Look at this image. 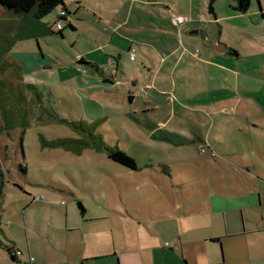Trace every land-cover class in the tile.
I'll use <instances>...</instances> for the list:
<instances>
[{
    "label": "rangeland",
    "instance_id": "374dc122",
    "mask_svg": "<svg viewBox=\"0 0 264 264\" xmlns=\"http://www.w3.org/2000/svg\"><path fill=\"white\" fill-rule=\"evenodd\" d=\"M209 1L131 0L129 3L127 0L124 4V0H119L114 8L119 16L134 4L133 26L142 28L141 34L150 43L154 29L148 28L150 32H147L145 27L161 26L159 13L170 11V17L184 20L181 24L189 32L204 31L210 42L216 40L235 49L236 58H227L228 70L221 71L205 63H209L205 53L213 52L202 36L183 33L185 44L195 39L197 46L187 49L182 46L187 65L171 76H159L162 82L156 88L165 94L157 95L162 97L161 101H169L168 104L159 101L161 109L154 114L129 113L127 108L115 112L114 108L104 115L106 119L99 128L104 142L134 158L136 171L113 162L104 151L85 148L76 154L43 146L41 139L45 142L77 139V133L66 125L38 124L31 116L24 133L22 129L0 133V166L4 173L0 178L3 184L0 241L6 245L15 243L19 251L31 252L29 261L24 254L19 256L21 262L0 260V264H29L37 256L46 258L50 249H55L47 238L49 234L63 246L75 240V251H88L96 246L110 253L124 241L140 244L138 240L146 237L160 248H168V244L177 251L178 242L174 241L177 234L183 236L185 244L188 238L207 234L212 217L202 215V211L222 195L238 197L236 202L243 209L228 212L227 228L220 214L214 231L223 234L228 230L233 234L244 227L248 233L245 237L222 240V248L217 249L223 254L224 264H246L249 251L264 256V13L260 12L261 8L264 10V0H253L246 14L236 13L232 0H217L211 13ZM57 11L37 20L53 22L51 27L44 26L49 27L47 35L38 37V41L45 52L59 53L58 60L60 56L71 59L69 55L76 53L79 45L75 47L69 28L63 31V37L59 35L54 24ZM169 24L164 22L165 26ZM34 31L31 15H0V82H5L8 88L18 84L8 60L12 56L15 60L28 45L36 50ZM82 32L83 36L77 38L80 45L88 34L85 27ZM156 45L134 46L136 63H131L129 56L122 53L127 74L144 76V67L150 68V59L159 60ZM206 71L213 74L207 75ZM52 90L58 97L62 94L60 84L53 85ZM116 93L119 96L120 92ZM6 96L1 98L6 111L11 113L17 108L11 92L10 99ZM53 105L62 118L76 121L81 116L78 108L73 112ZM170 115L173 121L169 127L175 126L190 140L196 138L195 143L173 145L161 141L158 145L147 139L142 126L149 124L148 117L161 120L164 116L166 121ZM3 126L4 113L0 108V127ZM212 153L216 155L214 158ZM159 163L165 164V173L174 175L173 183L169 178L148 175L145 166L158 168ZM20 165L26 175L20 171ZM180 166L190 171L188 180L177 178ZM78 203L85 208V216L81 215ZM167 224L170 231L163 230ZM84 239L87 244H83ZM54 260L51 258L48 263Z\"/></svg>",
    "mask_w": 264,
    "mask_h": 264
},
{
    "label": "crops",
    "instance_id": "0c3cea01",
    "mask_svg": "<svg viewBox=\"0 0 264 264\" xmlns=\"http://www.w3.org/2000/svg\"><path fill=\"white\" fill-rule=\"evenodd\" d=\"M124 2V4H127V0H124ZM130 2L131 0H129V3ZM118 4L119 0H68L66 2L68 14L65 15V21L62 22L74 28V30H71V35L74 39L73 43L75 47H77V44L79 45V50L69 55L71 59L60 56L61 60H58L59 53L55 50L53 51L54 53L51 51H44L38 41V37L46 36L47 30L52 26L53 22H39L30 14L34 20L35 31L33 36L36 50L34 47L32 48V46L28 45L22 52L18 51L19 53L15 56V60L13 58L14 56L11 54L12 58L8 60V62L19 66L23 70L22 77L24 83L37 86L45 93H51L54 104L57 105V107L61 106L66 109H71L73 112V109L78 108V111L81 113L78 120H84L89 123L102 121L103 123L106 119L104 115L108 112H113L114 108H116L115 112H117V109L127 108L129 113L133 112L135 114H150L160 110L159 101L163 99L162 97H158L157 94L159 93L164 96L163 94H165V92L158 91L156 88L157 83L160 84V82H162L159 76L163 74L171 76L175 74L182 65H187V58L183 47L187 49V47L197 46V41L195 39L188 41L186 46L182 38L183 33L190 34L191 36L201 35L205 44L208 34L200 30L196 33L189 32V30L185 28L186 26L183 25L184 23L176 25L174 23L175 17H170L171 12L166 11L165 13H159V25L161 26L145 27L148 30L147 32H150L148 28L154 29L150 37L152 39L150 43V41L145 39L144 35L141 34L142 28L133 26L132 10L134 4L129 6L130 9L128 8V11L131 10V12L127 11L124 15L116 16L117 13L114 8L117 7ZM260 12L264 13L263 8H261ZM60 14L61 12L58 10L56 15L57 20H54V24L59 21ZM0 15L2 17H10L19 16L20 14H12L0 7ZM151 17L156 21L154 16ZM140 18L142 19L141 15ZM167 21L170 22V26L164 25V22ZM46 25H49V27L45 29L44 26L46 27ZM83 27H85V33L88 34L83 38L84 44L80 45V39L77 40V38L83 36ZM207 40L210 41L209 39ZM212 43H218V41L212 40ZM152 44H157L154 47L158 50L159 60L150 59V68L144 67V71H146L144 76L143 73H135L131 77L127 74L126 63H124L123 59L124 54L122 53L129 56V61L131 63H136L137 57L134 61L130 60V49L136 48L134 46H149ZM207 47L209 46L207 45ZM112 50L114 52H112ZM211 50L213 52L212 54L205 53V56L209 58V60H206L209 61V63H205L221 71H223V69L228 70L227 60L229 59L227 58H236L235 49L227 45H222V47L218 48L220 53L213 48H211ZM104 51L106 55L103 54ZM161 51H166L165 53H167V56ZM115 53H117L118 56ZM215 56H219V58ZM89 64L99 66L104 75L100 76L92 72ZM142 64L144 65V63ZM206 72L207 75L209 72L213 74L212 71ZM182 75H184V73ZM179 78L183 79L185 77ZM176 79L177 77L174 80L176 81ZM56 84H60L62 88V94L59 95L60 97L52 90L53 85ZM175 87L178 88L177 84H175ZM116 91L120 92L119 96ZM161 102L168 104L169 101ZM148 120L149 124L142 126V128L146 133L147 139L153 140L154 144L159 145L161 141H166L173 145H189L197 141L196 138H194V140L188 139L185 135L178 132V129L174 128L175 126H171L170 128L169 126L173 121L171 115L166 121H164V116L161 120H157V117L154 116L148 117ZM156 129L159 132H157ZM159 133L161 134L159 135ZM150 161L153 162L152 160ZM162 167L165 168V164L159 163L158 168L150 164L145 166L150 177L152 174L159 175L164 178H169L171 183H173L175 181L174 175H168L161 171L160 168ZM189 175L190 171H185L180 166L177 178H186V180H188ZM217 198L219 199L217 202L213 201L210 205L205 206L202 211V215L212 217L211 221L207 224L209 228L207 234L195 238L190 236L191 238L187 239L186 244L183 242V236L177 234L174 236V241L178 242L177 251L172 250L171 246L168 244V248H160L148 237L144 238V240H138L140 244H137V241L135 242L133 240L127 241V243L124 241L121 243L119 249L115 247L110 253L102 252L96 246H94L95 249L90 248L88 251H86V249H77V251H75L74 247L76 248V242L75 240H70V236H68L67 239V242L70 240V243L63 246L60 241L58 242L53 235L49 234L48 237H46L49 242L54 245L55 249H50V253H47L46 258L40 259L39 256H37V258L33 257L34 261L31 263L29 262V264H49L48 261L51 258L55 259L51 264H224L223 254L220 255L221 253L219 254L217 249L218 246L222 248V240H226L229 237H245L248 236V233L244 227L241 229V232L237 231L233 232V234H229L228 230L223 234L214 231V228H216L218 224L217 218H219L220 214L227 228L228 212L232 213L239 210V208L243 209L242 206L236 202V200L239 199L238 197L222 195ZM85 214L86 210L85 213L81 215L85 216ZM161 219H164L163 215ZM168 227V224L165 225L163 230L170 231ZM262 229L264 234V222ZM69 231L70 230L67 228V232ZM85 240L86 239L83 240V244H87ZM215 240H219V242ZM43 241L47 242L46 239ZM88 242H91V240H88ZM6 246H12V252L20 250L15 243ZM186 247L190 248L186 249ZM20 252L22 256H24V254L28 255L29 261L31 252ZM15 258L16 261H12L8 252L0 248L1 261L16 263L20 259L19 256ZM246 258L248 260L246 264H254V261L257 262L256 264H264V256L260 255L259 252L252 255L249 251ZM21 261L22 259H20L19 262Z\"/></svg>",
    "mask_w": 264,
    "mask_h": 264
},
{
    "label": "trees",
    "instance_id": "16d2710c",
    "mask_svg": "<svg viewBox=\"0 0 264 264\" xmlns=\"http://www.w3.org/2000/svg\"><path fill=\"white\" fill-rule=\"evenodd\" d=\"M68 0H0V7L12 14H24L33 15L36 20H41L44 17L52 14L55 10H60L64 12L65 15L68 14L66 9V2ZM234 2L233 10L238 14H246L249 12L253 0H232ZM217 0H210L209 11L214 13V4ZM65 17H59V23H63ZM57 24V23H56ZM69 28L74 30L71 25H64L63 29L59 31V35L63 37V31ZM6 64V63H5ZM13 66V75L18 79V84L13 86V88H8L5 82H0V108H2L4 113L5 126L0 127V133L9 132L15 129H22L23 133L28 126L29 118L34 117L38 124L50 125L59 124L66 125L73 129L77 135V139H60L51 142H45L43 139V146L51 148H62L70 152L80 154L85 148H92L97 151H104L108 158L113 162L129 169L137 170V165L132 157H129L126 153L121 150L108 146L103 139L102 134L99 132V128L102 121H94L88 123L84 120L71 121L62 118L57 113L53 103L51 93L43 92L37 86L26 84L23 82L22 73L23 70L16 65L9 64ZM92 72L103 76L104 73L102 69L95 65L89 64ZM8 68V67H7ZM6 86V87H5ZM10 92L16 105V110L13 112H7L5 107L6 104L3 103L4 95H7V99H10ZM20 171L26 175V170L23 166H19ZM165 169V168H164ZM166 169L164 170V172ZM4 173L0 166V178H3ZM3 194V184H0V200ZM78 208L81 214L85 213V209L81 203H78ZM1 221V217H0ZM219 242V240H215ZM0 248L5 249L12 261H16L15 256H13L12 246H6L0 241Z\"/></svg>",
    "mask_w": 264,
    "mask_h": 264
},
{
    "label": "built area",
    "instance_id": "2783aa9c",
    "mask_svg": "<svg viewBox=\"0 0 264 264\" xmlns=\"http://www.w3.org/2000/svg\"><path fill=\"white\" fill-rule=\"evenodd\" d=\"M60 17L61 18L62 17H65V13L64 12H61ZM183 22H184L183 19H179V18H175L174 19V23L176 25L181 24ZM56 29L58 31H61L63 29V23L57 22ZM129 55H130V60L131 61H134L136 59V49L135 48H131L130 51H129ZM211 155H212L213 158L216 156L215 153H212ZM20 255H21V252L20 251L13 252V256H15V257L20 256ZM33 261H34V259H31V262H33Z\"/></svg>",
    "mask_w": 264,
    "mask_h": 264
},
{
    "label": "water",
    "instance_id": "95a60500",
    "mask_svg": "<svg viewBox=\"0 0 264 264\" xmlns=\"http://www.w3.org/2000/svg\"><path fill=\"white\" fill-rule=\"evenodd\" d=\"M207 39H208V38H207ZM207 39H206V44H207L209 47H211V48H213L214 50H216L218 53H220V52L218 51V48L222 47V45L219 44V43H212V42L208 41Z\"/></svg>",
    "mask_w": 264,
    "mask_h": 264
}]
</instances>
